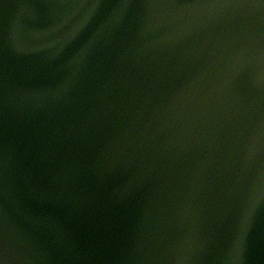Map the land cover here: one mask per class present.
<instances>
[{"label":"water","instance_id":"water-1","mask_svg":"<svg viewBox=\"0 0 264 264\" xmlns=\"http://www.w3.org/2000/svg\"><path fill=\"white\" fill-rule=\"evenodd\" d=\"M0 264H264V0H0Z\"/></svg>","mask_w":264,"mask_h":264}]
</instances>
